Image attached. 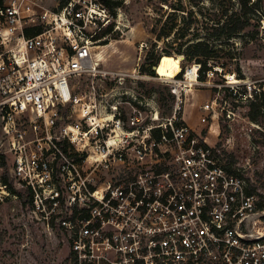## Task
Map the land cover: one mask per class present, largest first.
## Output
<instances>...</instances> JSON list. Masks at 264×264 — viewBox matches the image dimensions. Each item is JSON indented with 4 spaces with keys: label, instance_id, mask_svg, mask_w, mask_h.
I'll return each instance as SVG.
<instances>
[{
    "label": "built area",
    "instance_id": "built-area-1",
    "mask_svg": "<svg viewBox=\"0 0 264 264\" xmlns=\"http://www.w3.org/2000/svg\"><path fill=\"white\" fill-rule=\"evenodd\" d=\"M121 11L103 0H0V209L18 199L16 189L34 193L40 209L56 172L69 168L74 185L89 164L111 176L85 188L93 207L73 244L86 264H264V230L250 228L259 199L242 176L250 162L230 173L207 138L177 117L181 96L173 91L169 123L124 133L119 104L101 111L76 94L85 75L115 77L99 75L93 50ZM99 91L92 82L89 94ZM215 105L202 111L214 119Z\"/></svg>",
    "mask_w": 264,
    "mask_h": 264
},
{
    "label": "rangeland",
    "instance_id": "rangeland-1",
    "mask_svg": "<svg viewBox=\"0 0 264 264\" xmlns=\"http://www.w3.org/2000/svg\"><path fill=\"white\" fill-rule=\"evenodd\" d=\"M115 1L122 2L119 21L104 41L108 44L100 43L93 50V59L100 63L99 75L110 72L115 77L85 75L77 81L76 94L87 95V102L101 111L106 107L111 111L110 105L119 104L124 133L169 123L176 98L181 96L184 105L177 117L207 138L222 157H233L241 165L250 161L246 177L264 208V122L260 126L246 118L253 91H264V0L252 2L245 12L238 0ZM233 13H245L249 24L229 39L227 22ZM197 42L204 44L202 48L209 57H200L203 61L209 58L212 71L206 73L204 81L197 78L191 82L188 71L200 65L181 60L183 55L177 51L185 53ZM164 51L172 56H164ZM161 55L152 76L151 64ZM92 82L100 87L96 95L89 94ZM238 86L244 88L241 94L234 91ZM214 102L217 113L213 119V113L204 114L202 107ZM77 113L74 121L78 120ZM208 115L207 124H201V118ZM132 118L134 123L138 120L134 128ZM69 151L77 153L72 147ZM64 163L62 160L61 166ZM83 165L79 175L74 174V185L69 168L55 173L54 186L40 192V209L34 193L16 189L18 199L0 209V264H86L76 256L73 244L85 231L83 220L93 207V201L86 200L85 188H101L111 173ZM83 181L87 187L81 186ZM79 196L83 200L74 202ZM258 213L251 218L250 228L260 234L264 211ZM93 223L96 226V220Z\"/></svg>",
    "mask_w": 264,
    "mask_h": 264
},
{
    "label": "trees",
    "instance_id": "trees-1",
    "mask_svg": "<svg viewBox=\"0 0 264 264\" xmlns=\"http://www.w3.org/2000/svg\"><path fill=\"white\" fill-rule=\"evenodd\" d=\"M254 1L261 2L262 0H238L240 7L242 8V11L245 12V10L249 7V4L254 3ZM106 6L110 7L111 9L119 8L122 5L121 1H115V0H103ZM253 2V3H252ZM248 19L245 16V13L243 15H239L238 13H233L231 16L228 17V22H227V27H228V32L227 36L229 39L232 37H235L236 35H239L242 33L247 27H248ZM113 30V27H110L108 29H105L103 32H101L98 36L99 39L106 38ZM104 42V41H103ZM102 42V43H103ZM104 45H107L108 43H103ZM204 44L202 42H197L193 43L192 45L188 46V51L185 53H182L180 50L177 51L178 55H183L184 60L188 62H196L197 64L200 65L199 71H198V79L201 81H204V78L206 76V73L209 71H212V67H209V58L205 59L203 61L200 56H205V58L209 57L205 50L202 48ZM164 56H172V54L164 51ZM163 55L158 56L155 61L151 64V67L154 68L158 66V63H160L161 58ZM152 70V69H151ZM184 71V69H183ZM152 76L155 75V70L151 71L150 73ZM261 88L264 90V83L261 85ZM240 90H244L243 87L238 86L234 91H236V94H241ZM260 92L258 93L257 91H253V101H249L250 105L248 106V113L246 115V118L248 119L249 123H253L256 125H260L264 122V91L259 90ZM182 123H177V126L181 125ZM222 129V127H221ZM155 137H159L161 133V129H154L153 130ZM67 152V150H66ZM223 154H221L222 156ZM77 157V155H75ZM222 162L226 163V169L230 173L238 174V170H243L246 165H241L236 163L235 159H232L230 157H220ZM80 162L81 160H77ZM250 162V161H248ZM247 172L242 173L243 178H246L248 184L249 181L246 177ZM248 194L249 195H255V191L250 190V185L248 189ZM258 211H264L263 206L258 204L257 207ZM84 219H88V215L84 217ZM262 223V221H261ZM260 223V224H261ZM263 230L264 227L260 226Z\"/></svg>",
    "mask_w": 264,
    "mask_h": 264
},
{
    "label": "bare ground",
    "instance_id": "bare-ground-1",
    "mask_svg": "<svg viewBox=\"0 0 264 264\" xmlns=\"http://www.w3.org/2000/svg\"><path fill=\"white\" fill-rule=\"evenodd\" d=\"M184 57H181V60L183 59ZM93 63H95V65L97 66V68L100 66V63L98 62H95V60H93ZM159 66V65H158ZM158 66L156 67V70H158ZM198 70L199 68L197 66H195L193 69L189 70L188 73H187V79L191 82H196L197 81V78H198ZM231 80L233 81V83H237V81L231 77Z\"/></svg>",
    "mask_w": 264,
    "mask_h": 264
},
{
    "label": "water",
    "instance_id": "water-1",
    "mask_svg": "<svg viewBox=\"0 0 264 264\" xmlns=\"http://www.w3.org/2000/svg\"><path fill=\"white\" fill-rule=\"evenodd\" d=\"M158 65H159V63H158ZM198 68H200V67L198 66ZM154 70H156V67L154 68Z\"/></svg>",
    "mask_w": 264,
    "mask_h": 264
}]
</instances>
